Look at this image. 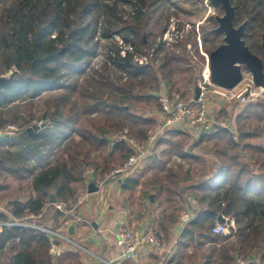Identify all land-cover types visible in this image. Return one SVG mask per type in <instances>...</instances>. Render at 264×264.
<instances>
[{
    "label": "trees",
    "instance_id": "16d2710c",
    "mask_svg": "<svg viewBox=\"0 0 264 264\" xmlns=\"http://www.w3.org/2000/svg\"><path fill=\"white\" fill-rule=\"evenodd\" d=\"M159 1L135 0L136 12L130 19H124L121 9L131 4V0H0V74L14 69L12 83L0 87V109L45 92L64 91L55 103L51 125L43 124L24 141L16 138L0 141V145H21L19 154L11 158L0 151V165L19 161L33 173L32 194L25 200L17 198L4 205L1 222L39 214L51 202L52 193L56 202L72 199L74 185L84 180L85 168L93 165L99 169L101 165L92 160L95 150H108L101 176L109 173L114 164L124 163L134 150L126 141L108 138L112 129H127L130 137L147 143L157 120L133 108L135 102L146 101L160 109L158 96L143 92L150 80L147 77L155 76L157 66L134 63V55L129 51L122 56L121 49L112 45L115 41L112 34L122 33L123 42L135 51L147 46L143 33L147 29L152 32L151 26L156 25L157 21L152 24V14ZM230 1L235 9L234 26L245 23V44L264 62V0ZM97 37L111 43L106 66L110 63L122 73L117 82L109 74L103 81L87 74L100 44ZM207 41L210 42L209 37ZM216 47L211 46L210 50ZM167 61L157 69L167 66ZM79 90L83 94V108L78 99L72 100L73 93ZM87 98L95 102L89 104ZM95 113L99 116L89 118ZM83 115L90 121L85 122ZM235 121L239 141L233 140L226 128L201 137L192 146L187 144L186 133L163 132L169 144L163 153L178 152L184 144L188 146L187 152L195 145L206 144L212 145L215 156L210 161L214 171L195 175L191 169L181 172L164 168L162 160L153 161L151 181L160 191H166L169 201L173 196L184 198L182 185V191L176 189L186 180L185 188L200 204L197 216L188 223L179 242L174 258L177 264H235L237 254L246 258L250 250L260 247L264 251V145L252 142L264 138V102L245 104ZM3 127L0 120V130ZM244 150L249 152L251 161L242 158ZM220 214L234 222L229 234L213 232L220 223ZM175 218L176 214L171 213L168 221ZM51 246L50 237L39 229L6 225L0 228V264H50ZM203 248L199 256L198 250ZM54 263L80 264V261L77 253L66 251ZM260 263H264V252Z\"/></svg>",
    "mask_w": 264,
    "mask_h": 264
},
{
    "label": "rangeland",
    "instance_id": "374dc122",
    "mask_svg": "<svg viewBox=\"0 0 264 264\" xmlns=\"http://www.w3.org/2000/svg\"><path fill=\"white\" fill-rule=\"evenodd\" d=\"M229 5L234 8L230 0H160L159 3L155 5L152 14V24L155 21H157V23L155 26H151L152 32L147 29L143 33L147 46L136 52L141 55L149 56L147 64H153L158 67L167 60L168 64L163 68L160 67L157 69V67H155V76L150 77L148 75L149 77L147 78L150 80L148 81V86L144 88L143 92L152 93L153 95L158 96L159 105H161L162 96L188 99L193 95L197 81L200 78H206V76L210 74V57L211 52L214 50H210V47L218 46L225 42V34L218 32L217 28L220 24V17L226 15V9ZM137 8L138 6L136 5L135 0H131V4H125L122 7L120 14L124 19H130V16L136 12ZM112 37L115 40L112 44L115 48L117 47L121 49V46H128L123 42L122 33H113ZM208 37L210 38V42L207 41ZM99 42L100 44L96 54L93 56L87 74L90 78L95 77L98 81H103L106 75L109 74L112 79L117 82V79H122V73L114 69L115 67L110 63H107L106 66L111 43H109L108 40L101 39V37L99 38ZM112 55L114 56V51ZM261 62L264 68L263 60H261ZM134 63L137 62L134 60ZM240 66L243 72V78H246L239 82V84L241 83L240 86H243L247 81V77H252V73L244 63L240 64ZM107 67L109 68L108 70L106 69ZM13 70L14 69H10L2 72L0 76H9ZM124 78L125 77H123V82H125ZM96 85L98 86V83H96ZM95 88L91 89V91ZM139 89L140 87H137L136 85V92H139ZM63 92V90L45 92L34 99L28 98L16 102L6 109H0V120L4 122L3 128H7L9 125H15L19 132L29 130L32 134L37 130H40L43 124L47 123L48 125H51V115L54 112L55 103L58 96H62ZM82 95L81 90L74 92L72 100L78 99L83 108L85 106L83 105ZM104 97H106V95ZM87 99L89 104L95 102L91 98ZM258 102H264V100H259ZM134 106L136 107L133 108L134 111L143 113L146 117L158 114L159 110L158 105L150 102L149 104H146V101H137ZM243 106L244 104H231V106L225 105V107H222L219 111H217V109L213 110V113H215L218 118L227 120L228 122L232 120L235 121L236 116L241 112ZM125 107L127 108V105H125ZM98 116L99 114L95 113L89 115V118H96ZM89 118L87 115L82 116V119L85 122H87ZM158 124L159 122L157 120V125L153 131L156 132L158 130ZM120 131H123V129H112L110 131L111 134L107 137L114 140V142L120 141L114 136ZM187 139L188 146L195 144L192 135H188ZM252 142L264 145V138L254 139ZM1 143L3 142L1 141ZM184 146V148H186V144ZM20 148L21 145L17 143L0 145V151L6 158H11V156L16 153L19 154L18 151ZM101 152L102 151L95 150L92 153V160L97 164H101L99 165V169L96 168V173L94 174H96V176L100 175L101 179L106 178L107 181L112 180V170L121 166L123 162L114 164L109 173L101 176L100 172L104 169L102 163L107 156L108 150ZM207 152L213 154L212 145L206 146V144H204L200 147L197 146V149H195V153L197 154L203 155ZM241 154L243 159L251 161L248 151H241ZM208 156L211 155L208 154ZM176 162V160L170 161L169 167L173 165L171 168H175L181 172H184L187 169H192L194 175L200 171V173L207 171L210 173L215 169L213 163L208 161L199 162L188 160L187 162H184L182 166L177 168L174 166L177 165ZM17 167L20 169L16 170ZM32 177L33 173L30 171V167H27V169L23 168L19 161L10 163L5 161L2 163V165H0V204L6 205L10 200L20 198L23 195L29 197L33 192ZM88 177L89 176H85L84 172V180L79 181L74 185L75 193L73 198L68 202L69 205L75 203V199L78 196L86 194L87 188L85 181ZM66 219L69 220L68 217H66ZM231 224L233 227L230 230L234 228V222L232 220ZM159 237L161 240H164L163 236ZM204 250V248L199 249L198 255L201 256ZM263 252L264 251L260 247L253 251L250 250L248 251L246 258L241 257L236 253L237 260L235 264H261L260 262Z\"/></svg>",
    "mask_w": 264,
    "mask_h": 264
},
{
    "label": "crops",
    "instance_id": "0c3cea01",
    "mask_svg": "<svg viewBox=\"0 0 264 264\" xmlns=\"http://www.w3.org/2000/svg\"><path fill=\"white\" fill-rule=\"evenodd\" d=\"M160 115L159 109L158 114L150 117L157 120ZM154 133L155 131L151 132L150 136ZM164 133L159 134L149 146V153L142 167L136 172L118 174L112 180L102 184H97L98 179H101L100 175L94 174L93 177L86 179L87 199L81 204H70L74 207L71 218L49 205L42 209L41 217L31 219L58 232L67 233L74 242L60 238L54 239L55 247L51 246L50 249L52 256L50 264H55L57 257L66 251L77 253L80 264H102L99 257L115 260L121 264H177L174 258L179 250V242L185 234L188 223L197 216L200 204L194 196L189 194L191 191L185 188L186 180L182 181L176 189L182 191L180 190L182 185L185 192L184 198L180 195L173 196L171 200L175 203L169 201L166 191H160L159 186L151 181L153 161L162 160L165 163L164 168H171L173 165L169 167V162L176 160L177 165L174 166L177 168L188 160L210 162L215 159V156L208 152L203 155L195 153L197 145L191 147L189 152H187L188 149L185 150L188 146L186 148L183 146V149L178 152L163 153L169 145L167 137L162 136ZM190 172L193 170L191 169ZM92 182L97 185V190L90 191L89 184ZM26 197L28 196L23 195L20 198L25 200ZM171 213L176 214L174 221H168ZM66 217L71 220L69 226L65 224ZM121 222L140 234H143L148 226H154L158 236L164 237L163 249L158 252L150 244L143 245L140 248L138 263L120 258L115 232ZM72 225L74 228L70 232Z\"/></svg>",
    "mask_w": 264,
    "mask_h": 264
},
{
    "label": "built area",
    "instance_id": "2783aa9c",
    "mask_svg": "<svg viewBox=\"0 0 264 264\" xmlns=\"http://www.w3.org/2000/svg\"><path fill=\"white\" fill-rule=\"evenodd\" d=\"M127 45L126 47L121 46L120 52L122 56H125L126 52L129 51L133 53L134 60L139 65H146L148 63V55H141L137 53L131 45ZM245 79L244 77L243 80ZM240 85L241 83L231 88L224 87L213 82L211 75L208 74L206 78H200L195 85V89L196 87L200 88L197 98H195V92H193V95L188 99L162 96L160 105L161 115L160 118H157L159 122L158 130L150 136L148 143L143 144L131 138L128 135V130L120 131L114 135L117 140L128 142L134 150V154L129 156L121 166L113 169L111 175L115 177L121 173H134L141 168L149 153V146L155 141L159 134L167 130H174L192 135L194 138L193 141L197 142L205 135L212 134L220 128H226L232 135V139L239 141L240 137L235 121L232 120L228 122L227 120L220 119L213 113V110L217 109V111H219L222 107H225V105H245L264 100V86L256 84L253 76L247 77L245 84H243V86ZM6 129L18 131L15 125H9ZM94 173H96V168L93 165H88L85 168V176H89L88 178L93 177ZM105 181H107L106 178L98 179L97 184H102ZM86 199L87 196L85 194L78 196L75 199V204H81ZM49 205H52L65 216L73 214L72 211L74 207H71L66 201L46 203L43 210ZM5 210V206L0 204V211ZM41 215V213H31L24 218H14L13 220L5 222L0 221V228L6 225L39 229L47 233L50 237L52 248L55 247L54 239L56 238L73 242L67 233L58 232L51 227L31 220L39 218ZM70 223L71 220H65L67 226H69ZM230 229L231 227L228 223L220 222L214 226L213 232L215 234H229L231 232ZM115 234L120 251L119 257L123 259L138 263L140 260V248L146 244H150L158 252L163 249V242L152 225L148 226L143 234H140L131 229L126 223L121 222L118 224ZM99 259L102 264H121L118 261L107 260L102 257H99Z\"/></svg>",
    "mask_w": 264,
    "mask_h": 264
},
{
    "label": "water",
    "instance_id": "95a60500",
    "mask_svg": "<svg viewBox=\"0 0 264 264\" xmlns=\"http://www.w3.org/2000/svg\"><path fill=\"white\" fill-rule=\"evenodd\" d=\"M235 10L232 6L226 9V15L220 17V24L217 31L225 34V42L218 45L212 52L210 57V75L213 82L224 87H234L243 79V72L240 64L244 63L251 71L256 84L264 86V68L260 58L249 50L243 39L245 23L239 27H235L233 19ZM264 48V33H263ZM14 79V71L9 76H0V87L10 85ZM200 88L195 89V98L199 96ZM31 135V131L22 132L10 131L6 128L0 130V141L4 139L16 138L24 141L26 137ZM90 191L97 190V185L92 182L89 184ZM51 202H56L55 195L50 196ZM219 222H226L232 228L231 219L225 218L223 215L218 216ZM74 226L70 227L72 232Z\"/></svg>",
    "mask_w": 264,
    "mask_h": 264
},
{
    "label": "bare ground",
    "instance_id": "6f19581e",
    "mask_svg": "<svg viewBox=\"0 0 264 264\" xmlns=\"http://www.w3.org/2000/svg\"><path fill=\"white\" fill-rule=\"evenodd\" d=\"M239 84V83H238Z\"/></svg>",
    "mask_w": 264,
    "mask_h": 264
}]
</instances>
